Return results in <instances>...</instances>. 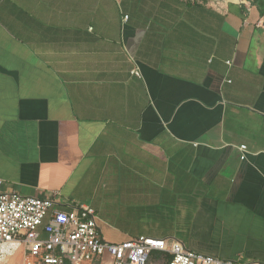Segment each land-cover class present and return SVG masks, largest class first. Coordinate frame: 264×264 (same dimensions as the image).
I'll list each match as a JSON object with an SVG mask.
<instances>
[{
	"label": "crops",
	"instance_id": "crops-1",
	"mask_svg": "<svg viewBox=\"0 0 264 264\" xmlns=\"http://www.w3.org/2000/svg\"><path fill=\"white\" fill-rule=\"evenodd\" d=\"M0 181L264 264V0H0Z\"/></svg>",
	"mask_w": 264,
	"mask_h": 264
},
{
	"label": "built area",
	"instance_id": "built-area-1",
	"mask_svg": "<svg viewBox=\"0 0 264 264\" xmlns=\"http://www.w3.org/2000/svg\"><path fill=\"white\" fill-rule=\"evenodd\" d=\"M134 73L141 75L139 70ZM240 150L245 160L247 146ZM53 205V198L0 190V264H148L154 252L163 253L166 264H260L218 258L180 241L147 236L111 243L103 237L95 209L61 211Z\"/></svg>",
	"mask_w": 264,
	"mask_h": 264
},
{
	"label": "rangeland",
	"instance_id": "rangeland-1",
	"mask_svg": "<svg viewBox=\"0 0 264 264\" xmlns=\"http://www.w3.org/2000/svg\"><path fill=\"white\" fill-rule=\"evenodd\" d=\"M159 262H160V264H166L165 263V258H162V255L161 254H159L158 252L152 253V255L149 258L148 264H157Z\"/></svg>",
	"mask_w": 264,
	"mask_h": 264
}]
</instances>
